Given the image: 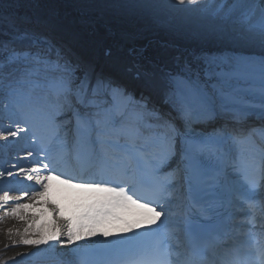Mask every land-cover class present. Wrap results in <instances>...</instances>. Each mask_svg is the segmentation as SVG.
Here are the masks:
<instances>
[{
  "label": "snow or ice",
  "instance_id": "1",
  "mask_svg": "<svg viewBox=\"0 0 264 264\" xmlns=\"http://www.w3.org/2000/svg\"><path fill=\"white\" fill-rule=\"evenodd\" d=\"M145 16L196 48L145 55L130 43ZM0 98L16 149L0 184L32 186L5 213L20 244L99 232L121 264H264V242L219 243L244 222L264 236V0H0ZM54 179L102 195L65 216L43 199Z\"/></svg>",
  "mask_w": 264,
  "mask_h": 264
},
{
  "label": "bare ground",
  "instance_id": "2",
  "mask_svg": "<svg viewBox=\"0 0 264 264\" xmlns=\"http://www.w3.org/2000/svg\"><path fill=\"white\" fill-rule=\"evenodd\" d=\"M139 35H135L131 38L130 43L135 48L143 49L145 55L153 56L159 51L165 49L172 50L179 46L181 48H191L195 49V42L183 31L169 29L161 26L160 24L154 23L149 17L141 21L137 28ZM249 123L254 124L257 128L256 134L259 133V122L249 120ZM260 135V133H259ZM3 160V157L0 156ZM30 184V182H24ZM50 188L48 196L43 199H49L53 203L58 204L65 216H73L79 211L78 204L80 200H84L85 195L89 194L90 191L78 189L71 187L70 185L63 184L59 179H54L49 181ZM31 185V184H30ZM11 187V186H9ZM28 191V190H24ZM4 192H0V197L3 196ZM13 197V202L7 206L0 201V264H44L41 261L44 258H59L60 263L67 259L70 252L78 247L80 244H86L90 242L98 241V238H103L100 236L99 232L95 237H90L85 234V238L82 241H78L77 244L73 245L71 249L61 247L60 245L51 246H27L19 243L20 235L23 229L27 227L24 221L19 218L5 215L10 208L14 206L15 202L29 203V200L25 197L22 200H17L18 197L22 195H15L9 193ZM41 212V208H29L25 211L26 216L38 215ZM50 215L45 212V215L41 216L37 222L36 227L39 228L40 225L50 223ZM120 229V225H110L107 230L110 231L113 236H115ZM102 229L101 231H103ZM105 240V238H103ZM24 253H35L34 255H22ZM42 257V258H41Z\"/></svg>",
  "mask_w": 264,
  "mask_h": 264
},
{
  "label": "rangeland",
  "instance_id": "3",
  "mask_svg": "<svg viewBox=\"0 0 264 264\" xmlns=\"http://www.w3.org/2000/svg\"><path fill=\"white\" fill-rule=\"evenodd\" d=\"M31 2V0H23V3L24 4H28V3H30ZM7 10V9H6ZM31 11H33L32 9H29V8H27V7H22L21 9H20V12L21 13H28V12H31ZM1 205V204H0Z\"/></svg>",
  "mask_w": 264,
  "mask_h": 264
}]
</instances>
